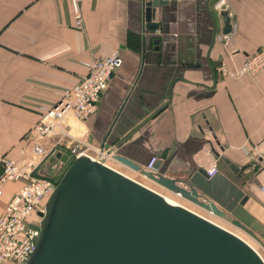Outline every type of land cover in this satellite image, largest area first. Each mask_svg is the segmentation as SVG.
<instances>
[{
	"label": "crops",
	"instance_id": "crops-1",
	"mask_svg": "<svg viewBox=\"0 0 264 264\" xmlns=\"http://www.w3.org/2000/svg\"><path fill=\"white\" fill-rule=\"evenodd\" d=\"M148 1L82 0L84 28L77 29L69 0H0V152L22 157L42 107L78 81L88 60L118 49L122 65L96 112L88 121H71L74 129L91 146L111 151L112 168L227 228L113 155L143 168L156 156V172L176 179L217 164L264 224V70L240 80L216 72L222 62L240 65L264 45V0H227V43L216 38L225 33L217 0H164L155 7V29L147 27ZM40 172L56 174L47 162ZM22 183L4 186L0 214Z\"/></svg>",
	"mask_w": 264,
	"mask_h": 264
},
{
	"label": "water",
	"instance_id": "water-1",
	"mask_svg": "<svg viewBox=\"0 0 264 264\" xmlns=\"http://www.w3.org/2000/svg\"><path fill=\"white\" fill-rule=\"evenodd\" d=\"M147 3V27L155 7ZM221 15L230 31L227 10ZM63 163L68 155L55 154ZM113 158L174 195L241 229L264 249V224L245 207L246 195L219 171L193 169L184 179ZM234 174L239 167L222 158ZM36 247L25 264H264L240 236L87 155L73 158L39 213Z\"/></svg>",
	"mask_w": 264,
	"mask_h": 264
},
{
	"label": "built area",
	"instance_id": "built-area-1",
	"mask_svg": "<svg viewBox=\"0 0 264 264\" xmlns=\"http://www.w3.org/2000/svg\"><path fill=\"white\" fill-rule=\"evenodd\" d=\"M72 9L73 26L84 28L81 11L82 0H69ZM227 0H217L218 10H228ZM229 32L218 33L216 38L228 42ZM122 65L118 49L106 55L93 57L86 62V72L73 85L58 92L56 102L42 107L37 123L32 129L28 149L21 151L22 157L15 159L0 152V195L9 182L22 181L0 214V264H25L34 251L39 236V213H43L46 198L56 186L53 177L36 175L44 162L49 170H58L63 162L55 156L57 152L69 159L81 155L92 156L103 164L111 157V151L103 146L93 147L71 124V121L85 122L96 112L109 79ZM264 70V45L247 55L240 65L228 66L221 63L217 68L219 78L235 80L255 77ZM156 156H151L144 169L156 172ZM217 164L206 170L209 177L217 173ZM264 194V185L260 186ZM50 196V195H49ZM49 198V197H48Z\"/></svg>",
	"mask_w": 264,
	"mask_h": 264
},
{
	"label": "rangeland",
	"instance_id": "rangeland-1",
	"mask_svg": "<svg viewBox=\"0 0 264 264\" xmlns=\"http://www.w3.org/2000/svg\"><path fill=\"white\" fill-rule=\"evenodd\" d=\"M70 161H71V159H69L66 163H63V165H62V167L60 168V170H58V172H57V174H55L54 175V180H55V182L57 183V181L60 179V177H61V175L63 174V172H64V170L66 169V167L69 165V163H70ZM46 173V172H45ZM45 173H43V172H40V173H38V174H36V175H44ZM47 176V175H46ZM167 197V196H166ZM168 198V197H167ZM170 199V198H169ZM175 202V201H174ZM178 204V203H177ZM193 205V204H192ZM195 207H197V206H195ZM198 208V207H197ZM200 209V208H199ZM201 210H203V209H201ZM203 211H205V210H203ZM207 212V211H206ZM208 214H210V215H212L213 217H215V218H218V217H216V216H214L213 214H211V213H209L208 212ZM219 219V218H218ZM225 226H228V227H230V228H232L234 231H236L237 232V234H239V235H241L242 237H244L246 240H248L253 246L255 245L258 249H261L263 252H264V249L253 239V238H251L249 235H247L245 232H243L241 229H239V228H237V227H235L234 225H232V224H230V223H228V222H226V221H223V220H221V219H219ZM227 227V228H228ZM260 253V252H259ZM262 257L264 258V256L262 255Z\"/></svg>",
	"mask_w": 264,
	"mask_h": 264
},
{
	"label": "bare ground",
	"instance_id": "bare-ground-1",
	"mask_svg": "<svg viewBox=\"0 0 264 264\" xmlns=\"http://www.w3.org/2000/svg\"><path fill=\"white\" fill-rule=\"evenodd\" d=\"M89 158H91V159H93V157L92 156H88ZM105 165H107V166H109L108 164H105ZM109 167H111V166H109ZM112 168V167H111ZM114 169V168H113ZM116 170V169H115ZM118 171V170H117ZM120 172V171H119ZM127 176V175H126ZM129 177V176H128ZM131 178V177H130ZM131 179H133V178H131ZM133 180H135V179H133ZM135 181H137V180H135ZM141 183V182H140ZM154 183V182H153ZM143 184V183H142ZM145 185V184H144ZM147 186V185H146ZM148 187V186H147ZM150 188V187H149ZM152 189V188H151ZM154 190V189H153ZM156 191V190H155ZM163 196H164V198L168 201V202H170V203H172V204H174V205H178V204H180V203H178V201H176L175 199H173V198H171L170 196H168V195H166V194H163V193H161ZM50 195V194H49ZM49 195L47 196V198H46V201H47V199H48V197H49ZM166 196L167 197H169V198H171V199H168V198H166ZM178 196V195H177ZM179 197V196H178ZM181 198V197H180ZM182 199V198H181ZM184 200V199H183ZM175 201V202H174ZM178 203V204H177ZM181 205H183V204H181ZM184 207H187L188 209H190L191 211H193V212H195V213H198L197 211H195V210H193V209H191L190 207H188V206H186V205H183ZM46 207V206H45ZM44 211H45V208H44ZM43 211V212H44ZM199 215H201L200 213H198ZM201 216H203V215H201ZM203 217H205V216H203ZM206 219H208V220H210V221H212L211 219H209V218H207V217H205ZM212 222H214V221H212ZM214 223H216V222H214ZM216 224H218V223H216ZM219 226H221V227H223L222 225H220V224H218ZM223 228H225V227H223ZM225 229H227V228H225ZM227 230H229V229H227ZM231 231V230H230ZM233 232V231H232ZM233 233H235V232H233ZM235 234H237V233H235ZM238 235V234H237ZM238 236H240V235H238ZM244 241H246L248 244H250L253 248H254V250L262 257V255L258 252V250H256L255 249V247L248 241V240H246L244 237H242V236H240ZM262 259L264 260V258L262 257Z\"/></svg>",
	"mask_w": 264,
	"mask_h": 264
},
{
	"label": "trees",
	"instance_id": "trees-1",
	"mask_svg": "<svg viewBox=\"0 0 264 264\" xmlns=\"http://www.w3.org/2000/svg\"><path fill=\"white\" fill-rule=\"evenodd\" d=\"M67 168V167H66ZM65 171V170H64ZM58 182V181H57ZM57 184V183H56Z\"/></svg>",
	"mask_w": 264,
	"mask_h": 264
},
{
	"label": "flooded vegetation",
	"instance_id": "flooded-vegetation-1",
	"mask_svg": "<svg viewBox=\"0 0 264 264\" xmlns=\"http://www.w3.org/2000/svg\"><path fill=\"white\" fill-rule=\"evenodd\" d=\"M40 220V219H39Z\"/></svg>",
	"mask_w": 264,
	"mask_h": 264
}]
</instances>
